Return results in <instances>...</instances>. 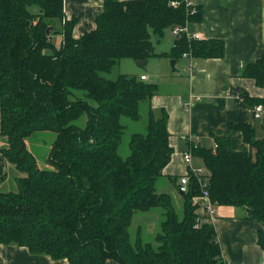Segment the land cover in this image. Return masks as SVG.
I'll return each instance as SVG.
<instances>
[{"label": "trees", "instance_id": "obj_1", "mask_svg": "<svg viewBox=\"0 0 264 264\" xmlns=\"http://www.w3.org/2000/svg\"><path fill=\"white\" fill-rule=\"evenodd\" d=\"M199 15L185 0H103L95 27L74 37L77 19L66 17L64 0H0V244L66 264H226L210 215L197 211L195 175L177 199L157 190L172 154L167 113L151 106L157 85L104 75L124 58L221 56L222 40L183 30ZM175 27L182 30L171 49L157 53L154 39ZM241 74L264 88V54ZM240 96L251 108L264 105V97ZM124 117L143 118L144 130L130 134L122 156ZM235 127L250 150L215 136L214 145L192 143L190 151L202 160L210 201L244 206L264 226V133ZM41 132L53 134L45 166L27 147ZM153 210V236L140 225L132 233L134 216ZM258 242L264 249L261 232Z\"/></svg>", "mask_w": 264, "mask_h": 264}, {"label": "crops", "instance_id": "obj_2", "mask_svg": "<svg viewBox=\"0 0 264 264\" xmlns=\"http://www.w3.org/2000/svg\"><path fill=\"white\" fill-rule=\"evenodd\" d=\"M199 6V17L188 21L185 30L197 33L200 40H222L221 56L198 57L180 55L153 56L145 65L132 69L131 74L145 75L146 82L155 83L157 91L151 106L158 115L167 113V128L172 154L157 182L159 192L178 198L181 175L188 172L183 154L192 143L212 146L215 136L228 138L236 151L250 150L243 132L235 126L254 127L255 136L264 133V114L254 117L252 108L241 98L240 91L251 97L263 98L264 88L251 77L242 75L247 63L264 54V0H191ZM103 9V0H64L67 18L76 17L73 36L79 37L95 27V17ZM169 49H157L161 39H154L157 53L168 52L174 44L173 29L164 30ZM162 36V37H163ZM56 37L57 42L54 41ZM58 44L61 35H55ZM134 61V60H132ZM121 63L120 61L118 62ZM143 68L147 72L140 71ZM192 166H203L199 157L192 155ZM200 214H207L206 199H194ZM210 221L214 225L222 256L226 264H264V249L258 239L264 236V226L247 217L246 208L236 205H214ZM138 226V225H137ZM65 259H54L47 254L32 253L27 247L0 244V264H66ZM107 264H117L113 260Z\"/></svg>", "mask_w": 264, "mask_h": 264}, {"label": "rangeland", "instance_id": "obj_3", "mask_svg": "<svg viewBox=\"0 0 264 264\" xmlns=\"http://www.w3.org/2000/svg\"><path fill=\"white\" fill-rule=\"evenodd\" d=\"M54 41L57 42L56 37H54ZM169 43L166 37H162L160 43L156 44V48L159 49H169ZM120 64L113 66L110 71L105 73L104 75L109 78H115L119 74L122 73H130V71H133L132 69L139 68L135 65V61H132L130 58H124L120 60ZM140 71L147 72L148 69L146 68H140ZM123 122L125 123V130L122 137V142L119 148V153L122 156H125L128 154V139L131 133L136 131H142L144 130V119L141 118L139 121H133L129 118H123ZM53 139V134L51 132H41L35 134L31 139L27 141V147L28 149L34 154L36 157L37 163L40 166H45V157L51 147V142ZM2 144V141H0V145ZM12 173V170H10V173ZM11 176V175H10ZM3 189L9 190L11 188V184L9 183V180H7L6 184L2 185ZM159 215L156 210L149 211V212H138L132 221L131 225V231L132 233L135 232L137 225H140L144 227L146 231V238H151L155 231L158 229V222H159Z\"/></svg>", "mask_w": 264, "mask_h": 264}, {"label": "built area", "instance_id": "obj_4", "mask_svg": "<svg viewBox=\"0 0 264 264\" xmlns=\"http://www.w3.org/2000/svg\"><path fill=\"white\" fill-rule=\"evenodd\" d=\"M187 2V4H192L191 0H185ZM182 30L178 27H175L173 29V33L174 34H178V32ZM185 32V28L183 29ZM186 35L188 37L194 38V39H201L200 35L197 33H193V34H189L186 32ZM183 55H189V53H183ZM145 75H141L140 78L141 79H145ZM252 111L254 114V117L258 118L260 117L262 114H264V105L262 103H258L255 104L252 107ZM183 159L184 161L188 164V172L185 173L184 175H181L179 178V183H178V191L179 192H187L189 190V183H190V172H192L193 175H195V177L197 178L200 190H201V196L203 198L206 199V204H205V210L208 212L209 215L212 216L213 212H214V204L210 201L209 198V189H208V181H207V176H206V172L204 170L203 167H194L192 166L191 162H192V153L190 150L186 151L183 154Z\"/></svg>", "mask_w": 264, "mask_h": 264}, {"label": "water", "instance_id": "obj_5", "mask_svg": "<svg viewBox=\"0 0 264 264\" xmlns=\"http://www.w3.org/2000/svg\"><path fill=\"white\" fill-rule=\"evenodd\" d=\"M135 64L140 66V67H143L145 65V60H137V61H135Z\"/></svg>", "mask_w": 264, "mask_h": 264}]
</instances>
